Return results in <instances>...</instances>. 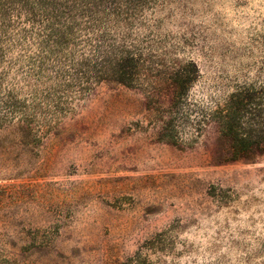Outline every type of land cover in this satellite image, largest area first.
Returning <instances> with one entry per match:
<instances>
[{"label":"rangeland","instance_id":"1","mask_svg":"<svg viewBox=\"0 0 264 264\" xmlns=\"http://www.w3.org/2000/svg\"><path fill=\"white\" fill-rule=\"evenodd\" d=\"M227 115L264 137V0H0V264H264Z\"/></svg>","mask_w":264,"mask_h":264},{"label":"trees","instance_id":"2","mask_svg":"<svg viewBox=\"0 0 264 264\" xmlns=\"http://www.w3.org/2000/svg\"><path fill=\"white\" fill-rule=\"evenodd\" d=\"M119 62V63H118ZM129 61H124V59H119L115 62L116 69H113L112 74H114L113 81L126 86L133 81H135V75L133 72H126V66L122 67L123 63ZM194 82L193 74L187 72H179L175 74L174 77L170 78V83L172 85L171 97L176 99L188 90L189 86ZM235 101H239L238 97H235ZM248 102L247 99L244 100ZM235 116L227 115L220 122V127L224 131L223 134L219 136L218 142L229 148L230 151H224L221 154L215 152L212 154L211 158L216 163H227L232 161H253L264 153V137L260 140H252L249 134H240V136H230L234 133V127L236 125ZM237 127V125H236ZM175 131L173 120L161 121L160 129L157 133L158 139L169 141L173 137Z\"/></svg>","mask_w":264,"mask_h":264}]
</instances>
